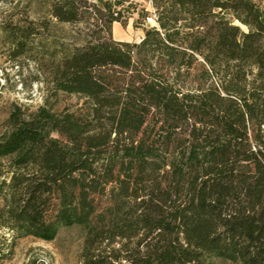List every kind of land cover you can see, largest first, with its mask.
<instances>
[{"label":"trees","instance_id":"1","mask_svg":"<svg viewBox=\"0 0 264 264\" xmlns=\"http://www.w3.org/2000/svg\"><path fill=\"white\" fill-rule=\"evenodd\" d=\"M144 1L52 3L60 21L89 24L53 82L91 110L11 111L0 135L10 252L81 225L82 264H264L263 2ZM135 15L144 37L115 39L114 23ZM4 30L15 58L41 34L31 22Z\"/></svg>","mask_w":264,"mask_h":264},{"label":"rangeland","instance_id":"2","mask_svg":"<svg viewBox=\"0 0 264 264\" xmlns=\"http://www.w3.org/2000/svg\"><path fill=\"white\" fill-rule=\"evenodd\" d=\"M262 2L264 6V0ZM52 3L54 0H0V135L7 128V120L15 106L20 107L25 115L41 106L55 112L86 113L91 110L88 96L58 90L53 82V69L60 53L83 46L89 37V24L85 20L60 21L53 16ZM147 6L151 9L149 4ZM135 17L137 15L127 19L126 24L115 22L113 37L139 42L145 32L143 27L135 25ZM30 22L41 34L35 39L33 50L15 58L4 29L10 23L29 25ZM155 23L154 18H149L146 25ZM242 27L246 29L244 25ZM11 170L9 160L0 159V183L4 179L10 181ZM85 236L86 230L81 225L63 227L52 241L34 236L17 238L10 252L9 244L14 241L12 233L0 226V248L5 253L0 263L82 264Z\"/></svg>","mask_w":264,"mask_h":264}]
</instances>
